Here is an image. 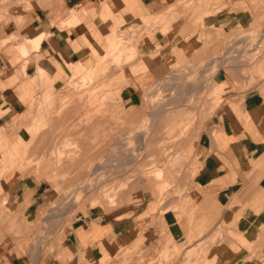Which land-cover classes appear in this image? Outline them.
I'll return each instance as SVG.
<instances>
[{
	"label": "rangeland",
	"instance_id": "1",
	"mask_svg": "<svg viewBox=\"0 0 264 264\" xmlns=\"http://www.w3.org/2000/svg\"><path fill=\"white\" fill-rule=\"evenodd\" d=\"M62 3L0 0V27L14 22L22 28L36 9L53 13ZM179 4L185 11L170 10L174 21L169 32L162 30L164 17L142 18L115 28L112 44L118 45L108 48L106 41L100 49L104 56L100 63L89 72L68 77L64 89L52 91L53 104L44 111L41 94L49 90L42 89L28 104L26 114L7 128L8 137L4 138L15 142L22 136L28 141L18 172L23 177H37L51 188L37 230L31 235L32 264H39V259L43 264L50 256L59 258L56 245L61 232L81 216L108 213L118 205L120 196L134 204L156 201L150 210L159 208L158 225L164 227V215L173 214L179 223L182 220L186 234L178 247L172 245L175 240L165 228L157 243L154 235L140 248H126L110 264H206L199 262L213 248L216 252L219 245L236 238L230 226L214 217L217 209L206 201L203 192L193 187L198 162L188 155L187 145L233 97L226 83H216L219 70L238 66L243 76L240 80L248 88L264 81V0H230L229 4L206 9L199 17L194 7L183 1ZM228 6L232 16L245 17L234 21L253 22L231 29L208 21ZM76 14L79 20L70 24ZM80 18L81 14L72 10L62 26H75ZM146 31H162L171 39L199 34L203 48L184 61L168 56L169 72L140 91L137 106L126 105L121 93L127 84L123 82L128 75L126 67L137 59L134 47ZM25 39L19 34L5 35L2 45L21 52V45L28 41ZM40 48H32L23 57ZM45 79L38 75L33 81L42 85ZM149 117L152 120L148 121ZM130 134L136 136L134 140H128ZM16 169L7 168L0 175L6 177ZM11 215L6 199L0 200V223ZM82 258L85 260L84 255ZM209 264L220 263L212 258Z\"/></svg>",
	"mask_w": 264,
	"mask_h": 264
},
{
	"label": "crops",
	"instance_id": "2",
	"mask_svg": "<svg viewBox=\"0 0 264 264\" xmlns=\"http://www.w3.org/2000/svg\"><path fill=\"white\" fill-rule=\"evenodd\" d=\"M181 1L194 7L198 17L206 9L230 2L63 0L53 13L36 9L31 14L32 20L22 28L14 22L0 27V130H4L0 132V173L7 168L22 167L21 155L28 141L19 136L17 141L11 142L6 130L15 119L26 114L28 104L42 89L49 90L41 94L44 111L49 103L53 104L52 91L64 89L68 77L89 72L96 62L102 61L104 56L100 49L106 41L108 48L113 45L115 28L142 18L164 17L162 30L169 32L173 25L171 21H174L170 10L185 11V6L179 4ZM72 10L81 14L80 23L63 27L62 20ZM238 18L245 17L232 16L228 6L224 13L212 15L208 21L216 27L231 29L253 22L234 21ZM13 34L28 38L25 40L37 39L44 34L46 38L39 50L24 58L17 49L2 45L3 36ZM134 48L137 59L126 67L128 75L123 82L127 84L121 87L126 105L131 106L138 105L140 91L169 72L168 56L182 61L191 59L201 51L203 42L199 34L188 38L177 35L171 39L162 31H146ZM237 67H231L230 71L221 69L215 76L217 84H227L226 90L233 96L230 104L209 119L204 130L187 145L188 155L198 162L193 187L203 192L206 201L217 209L214 217L230 226V232L236 236L219 245L216 252L213 248L199 263L209 264L214 258L220 264H264V81L246 87ZM39 71L45 72L42 85L33 81L38 75L41 79ZM18 169L6 177L0 175V200L6 199L12 212L6 222L0 223V264H32L31 235L36 232L50 198L48 183L37 177H23ZM118 201L108 213L92 212L66 227L56 245L59 258L50 256L43 264H84L85 261L110 264V260L126 248H140L154 235L156 242L165 228L168 236L170 234L175 240L172 245L180 247L186 234L180 225L182 220L179 223L175 215L166 213L165 226L160 227L159 208L150 210L156 201L134 204L123 196Z\"/></svg>",
	"mask_w": 264,
	"mask_h": 264
},
{
	"label": "bare ground",
	"instance_id": "3",
	"mask_svg": "<svg viewBox=\"0 0 264 264\" xmlns=\"http://www.w3.org/2000/svg\"><path fill=\"white\" fill-rule=\"evenodd\" d=\"M79 19H78V14H76L75 15V19L73 20V21H71L70 22V24H74L75 22H77ZM45 39V34L43 35V36H40L39 38H37V39H35V40H28V41H26V42H24L22 45H21V47H20V51H21V53L23 54V56H26V55H28L29 54V52H30V50L32 49V48H35V49H38V48H40L41 47V44H42V41ZM233 44V43H232ZM118 44H116V45H112L111 46V48H113V47H115V46H117ZM114 49V48H113ZM232 49H234V47L232 48V45H231V48H230V50H232ZM225 51H227V50H225ZM135 52V51H134ZM230 52H232V51H230ZM132 53V52H131ZM231 54V53H230ZM224 61H225V63H226V59H224ZM212 62V61H211ZM210 63V62H209ZM209 63H208V65H209ZM216 63V62H215ZM202 65V64H201ZM218 66L220 65V64H217ZM228 65H230V61L228 62ZM198 66V65H197ZM217 66V67H218ZM222 66V65H221ZM224 66V65H223ZM196 68V67H195ZM209 68V67H208ZM40 70V69H39ZM199 70V69H198ZM194 71V70H193ZM41 72V80L45 77V72L44 71H39V73ZM187 72V71H186ZM195 75V74H194ZM208 79V78H207ZM167 80V79H166ZM162 81V80H161ZM171 81V80H170ZM166 82V81H165ZM205 82V81H204ZM174 83V82H173ZM194 83V82H193ZM161 84V83H160ZM166 84V83H165ZM189 84V83H188ZM197 85V84H196ZM199 85V84H198ZM156 90V89H155ZM195 90V89H194ZM156 92V91H155ZM187 92H188V90H187ZM154 93V92H153ZM153 93L151 94V95H153ZM149 98L150 97H152V96H150V94H149V96H148ZM172 104V103H171ZM155 107V106H154ZM164 111V110H163ZM153 112V111H152ZM162 112V111H161ZM165 112V111H164ZM152 117V116H151ZM149 120L148 121H150V120H152L150 117L148 118ZM130 135H132V134H130ZM134 137H136V136H129V141L131 140V139H133ZM135 139V138H134ZM133 139V140H134ZM133 140H132V143H133ZM129 141H126L127 143L129 142ZM115 144H117V143H115ZM119 144V143H118ZM121 144V143H120ZM123 145V144H122ZM115 146V145H114ZM126 146V145H125ZM123 147V146H122ZM10 158H12V156H10ZM108 159V158H107ZM106 159V160H107ZM94 183V182H93ZM90 184H92V183H90ZM91 186V185H90ZM89 186V187H90ZM207 253V252H206ZM191 257V256H190Z\"/></svg>",
	"mask_w": 264,
	"mask_h": 264
}]
</instances>
